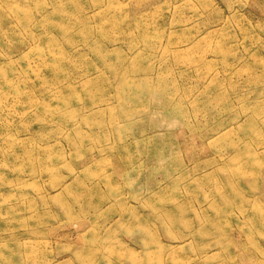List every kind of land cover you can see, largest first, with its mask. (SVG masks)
<instances>
[{
	"label": "rangeland",
	"instance_id": "rangeland-1",
	"mask_svg": "<svg viewBox=\"0 0 264 264\" xmlns=\"http://www.w3.org/2000/svg\"><path fill=\"white\" fill-rule=\"evenodd\" d=\"M263 231L264 0H0V264H264Z\"/></svg>",
	"mask_w": 264,
	"mask_h": 264
},
{
	"label": "bare ground",
	"instance_id": "bare-ground-1",
	"mask_svg": "<svg viewBox=\"0 0 264 264\" xmlns=\"http://www.w3.org/2000/svg\"><path fill=\"white\" fill-rule=\"evenodd\" d=\"M126 83V82H125ZM135 86H137V84H134V85H132V87H135ZM136 92V94L138 93V90L137 91H135ZM254 121H257V120H254ZM252 121H250V123H251ZM232 130V128L229 126H226V127H224L223 129H222V131H223V133H221V134H224V133H229L230 131ZM219 134V133H218ZM217 134V135H218ZM216 137V136H215ZM218 137H220V135L218 136ZM218 137H216V138H218ZM212 138V137H211ZM257 172V171H256ZM256 180V179H255ZM257 181V180H256ZM255 181V182H256ZM257 222V221H256ZM255 222V223H256ZM264 232V231H263ZM9 256V255H8ZM12 256V255H11ZM36 258H38L37 256L34 258L35 260H37ZM9 259V258H8Z\"/></svg>",
	"mask_w": 264,
	"mask_h": 264
}]
</instances>
